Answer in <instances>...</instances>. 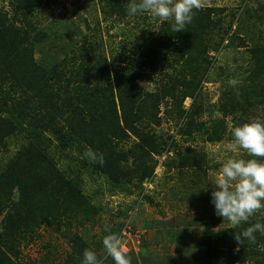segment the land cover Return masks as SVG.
Here are the masks:
<instances>
[{"label": "rangeland", "instance_id": "rangeland-1", "mask_svg": "<svg viewBox=\"0 0 264 264\" xmlns=\"http://www.w3.org/2000/svg\"><path fill=\"white\" fill-rule=\"evenodd\" d=\"M10 1L0 0V11L6 12L8 16L14 12ZM117 1L120 10L116 12L104 7L100 0H38L39 4L31 12L29 22L34 33L45 31L47 38L36 45L35 57L44 60L49 57L48 52L62 49L63 52L58 56L52 52L53 60H64L63 73L67 75L80 64L84 65L87 58L83 55L89 56L93 62L102 58L108 67L103 66L100 71L105 76L108 74V78L92 76L88 82L91 86L106 88L115 97V71L130 73L136 69L137 73L149 74L150 81H137L144 92L157 89L159 84L171 85L173 88L177 86L174 97L161 99L155 123L150 120L143 123L137 121L138 131L144 138L154 137L149 138L153 141L146 140L154 146L155 151L149 147L140 150L139 138L129 133L120 144L119 150L124 155L121 164L130 174L138 173L139 176L132 178L131 182L113 185L98 165L101 158L102 162L105 160L104 156H97L91 150L87 156L81 144L74 139L77 149L72 152L73 158H70L75 165L80 166L81 171L83 168V192L89 199V218L86 221L79 216L71 218L69 229L43 223L34 229L31 239H26V235L22 237L15 251L0 246V257L2 254L7 256L9 264H82V257L71 245L70 238L76 234L97 253L103 264H114L111 257L106 256L102 243L109 234L106 229H110L120 234L122 243L128 246L126 253L132 257V264H260L257 260L259 256L249 253L252 243L243 249L235 247L234 250L243 252L238 258L228 254L225 239L221 238L229 228L254 225L253 217L247 223L234 227L222 217H215L210 202L214 187L212 183L221 162L228 158L225 148L231 140L232 129L252 119L264 120V104L257 102L255 96L248 99V104L243 103L246 102L243 98L229 113L218 109L223 91L226 93L225 90L233 86L230 84L232 80L243 87L244 94H250V83L246 82L247 85L242 86V79L248 77L246 70L253 66L252 61H249L244 48L228 46L217 51L210 50L207 58L212 63L208 65L207 77L200 81L198 94L195 97L184 95L187 91L185 86L177 82L181 78L179 69L184 61L183 54L175 53L171 48L165 53L160 50L162 36L161 25L157 27L158 19L154 20L148 14L130 17L123 10L127 0ZM199 2L202 7H224V24L229 26L232 23V28L236 26V17L244 8H248L251 13L261 11L264 14V0ZM75 30L81 34H76ZM152 39L159 40L153 42ZM84 40L85 48L82 47ZM152 49L161 51L156 67H141L142 64L138 63ZM255 85L261 88L260 94L256 96L264 95V84L255 81ZM196 97L197 102L194 101ZM212 118L222 121L215 127L222 130L218 138L208 140L198 127L201 123L211 125ZM17 134L7 140L8 146L0 148V172H4L5 164L23 143L20 142L22 137L19 138ZM52 138V133L45 134L44 139ZM23 141L26 142L24 136ZM165 145L170 148L164 150ZM67 153L70 154L69 151ZM141 154H145L146 158L141 157ZM231 155L252 158L243 152ZM179 156L186 162L185 167L182 164L179 166ZM201 157L202 165L197 168L196 163ZM142 158L145 163H142ZM106 161L111 166L112 161ZM204 163L205 172H202ZM139 164L144 167H139ZM96 165L97 168H94ZM178 170L186 175L179 176ZM124 172L122 176H126ZM198 180L204 181V191H200L197 186ZM17 197L15 192L13 199ZM65 218L61 217L59 221ZM202 236L209 238L211 251L207 247V252L199 250ZM255 236H258V232ZM226 242L233 241L227 238Z\"/></svg>", "mask_w": 264, "mask_h": 264}, {"label": "trees", "instance_id": "trees-1", "mask_svg": "<svg viewBox=\"0 0 264 264\" xmlns=\"http://www.w3.org/2000/svg\"><path fill=\"white\" fill-rule=\"evenodd\" d=\"M10 2L14 6L12 15L0 11V148L8 146L7 140L17 133L23 143L5 164L4 172H0V246L15 251L21 238L26 235V239H31L34 229L43 223L69 229L71 218L79 216L84 221L89 218V199L83 192V168L81 171L80 166L75 165L70 158L77 149L75 140L81 144L87 156L90 150L97 156H104L105 160L98 165L103 168L111 184L131 182L132 178L139 176L138 173L130 174L122 166L124 155L119 150L120 144L132 132L140 140V150L149 147L155 151L154 146L146 140L153 141L149 138L154 137L144 138L138 131L137 121L143 123L150 120L155 123L161 99L174 97L177 86L173 88L171 85L159 84L157 89L144 92L137 81H150L149 74L137 73L136 69L130 73L115 71V97L106 88L89 84L90 77L105 76L100 69L103 66L107 68L108 63L102 62V58L93 62L87 55H83L87 58L84 65L80 64L68 75L63 73L64 60L55 62L52 54L54 52L58 56L63 52L62 49L48 52L49 57L44 60L35 57L36 45L47 38L45 31L34 33L29 22L31 12L39 4L38 0ZM100 2L113 11L120 10L117 0ZM128 5L129 0L123 9L124 14H127ZM224 11V7L200 6L195 10L192 22L180 32L173 30L171 21L165 22L160 26V50L165 53L171 48L173 52L183 54L184 61L179 69L181 78L177 82L185 86L187 91L184 95L195 97L201 87L200 81L207 77L208 65L212 63L207 58L209 51L228 46L244 48L253 66L246 70L248 77L242 79V86L249 82L250 94H244L243 87L238 85L225 90L226 93L223 91L218 109L229 113L243 98L245 104L249 103L251 96L264 104V95L256 96L260 94L261 88L255 85V81L264 84V14L261 11L251 13L248 8H244L236 17V26L232 28V23L229 26L224 24ZM75 33L80 32L75 30ZM152 40L156 42L159 39ZM85 44L86 40L83 48ZM160 50L152 49L138 64L155 68L160 59ZM105 78H108V74ZM219 120L212 118L211 125L201 123L198 127L208 140L219 137L222 129L215 128L218 123H222ZM47 132L52 133V139H44ZM23 136L26 138L25 143ZM169 148V145H165L164 150ZM140 156L146 158L145 154ZM178 158L179 166L182 164L185 167L186 162L180 156ZM106 160L112 161L111 166ZM64 163L68 165L63 166ZM142 163H145L143 158ZM196 164L197 168L201 167L202 157ZM205 164L202 172H205ZM122 172L126 176H122ZM178 175L186 174L178 170ZM196 183L200 191H204V181L198 180ZM15 192L18 195L16 200L13 199ZM64 216L65 220L59 221ZM253 219V224L264 223V212L254 215ZM245 229L244 226L229 228L221 237L225 239L224 244L230 256L240 258L243 252L234 250L235 247L243 249L252 243L246 241L244 245H238L235 241L234 233ZM201 238L199 250L207 252V247L211 251L209 238ZM227 238L233 242L227 244ZM70 240L79 257L83 256L84 250L91 249L76 234ZM250 248V255L257 254V260L263 264L264 234L258 232ZM1 257L0 264H9L7 256L2 254Z\"/></svg>", "mask_w": 264, "mask_h": 264}, {"label": "clouds", "instance_id": "clouds-1", "mask_svg": "<svg viewBox=\"0 0 264 264\" xmlns=\"http://www.w3.org/2000/svg\"><path fill=\"white\" fill-rule=\"evenodd\" d=\"M199 8V0H129L127 12L130 17L148 14L154 20L158 19L157 27L171 21L173 30L180 32L192 22L195 10ZM237 83L230 81L233 86ZM241 152L252 158L231 155ZM225 153L228 158L221 162L212 183L210 202L217 216L239 227L257 213L264 212V120L252 119L235 126ZM106 231L109 234L102 241L106 256L111 257L114 264H132V257L123 250L128 246L122 243L120 234L110 229ZM257 232L264 234V223L257 222L234 233V239L238 245H244L246 241L254 243ZM82 264H103V260L95 251L86 249Z\"/></svg>", "mask_w": 264, "mask_h": 264}, {"label": "built area", "instance_id": "built-area-1", "mask_svg": "<svg viewBox=\"0 0 264 264\" xmlns=\"http://www.w3.org/2000/svg\"><path fill=\"white\" fill-rule=\"evenodd\" d=\"M123 250L126 251V247Z\"/></svg>", "mask_w": 264, "mask_h": 264}]
</instances>
